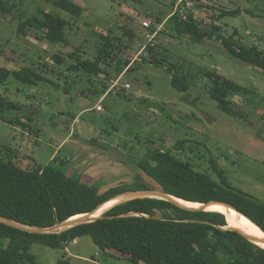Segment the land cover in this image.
Wrapping results in <instances>:
<instances>
[{
  "label": "rangeland",
  "instance_id": "rangeland-1",
  "mask_svg": "<svg viewBox=\"0 0 264 264\" xmlns=\"http://www.w3.org/2000/svg\"><path fill=\"white\" fill-rule=\"evenodd\" d=\"M74 1L84 7L80 17L55 9L43 0L8 1L15 5V14L0 18V66L16 70L32 65L58 85L45 81L29 84L14 76L0 84L1 95L24 106L23 112L8 111L6 115L24 117L23 120L27 115L33 117L32 129L0 119V155L32 168L53 162L58 154L68 174H80L83 181L98 185L100 192L139 182L162 190L138 162L154 150L172 148L197 169L217 177L211 163V158L215 159L236 188L264 202V73L230 56L216 37L193 42L188 35H170V27L164 25L154 39V53L149 54V49H144L148 44L146 36L140 33L136 39H129L122 35L121 27L128 17L135 21L132 26L165 17L175 0ZM189 1L188 9L204 26L214 21L224 36L237 30L236 39L264 49V0ZM38 9L52 10L69 21L67 43L49 44L37 39L34 30H27L26 35L18 33L20 10L25 17ZM234 9L241 12L218 19L223 10ZM109 33L122 37L129 46L120 56L130 60L129 66L137 70L125 73L123 82H129L131 87L122 95L105 97L104 110L96 111V91L104 74L92 76L91 81L86 72L69 71L67 66L76 62L70 54L77 47H81L82 56L92 58L97 38ZM136 55L147 60L132 64ZM152 57L163 59L165 65L177 63L189 68L197 74V81L188 91L177 90L171 85V74L151 63ZM62 58L63 62H57ZM208 72H217L243 87L232 99L250 111L251 122L218 107L208 90ZM179 141L183 148L176 149ZM1 242L5 247L9 243ZM29 252L39 264H56L65 252L78 264H134L117 252L101 255L88 235L77 238L66 249L33 242Z\"/></svg>",
  "mask_w": 264,
  "mask_h": 264
},
{
  "label": "trees",
  "instance_id": "trees-1",
  "mask_svg": "<svg viewBox=\"0 0 264 264\" xmlns=\"http://www.w3.org/2000/svg\"><path fill=\"white\" fill-rule=\"evenodd\" d=\"M8 1L0 0V18L15 14V5H10ZM43 1L73 17H80L84 12V7L74 0ZM176 3L177 0L172 5V11L165 17H156L150 26H132L135 21L128 17L121 27L122 35L129 39H136L140 33L146 36L148 44L145 46L149 54H153L154 39L160 31L158 25L164 23L170 27V35H188L193 42L201 43L216 37L230 56L264 73V49L246 45L236 39L237 30L229 37L224 36L214 21L204 26L203 21L196 18L190 9L186 8L187 17H183L175 10ZM240 12V9L223 10L218 19ZM18 17L20 22L17 31L20 35H26L27 30H34L37 39L49 44L68 42L66 29L69 21L61 14L38 9V12L24 17L20 10ZM128 47L122 37L111 33L100 36L95 43V55L92 58L84 57L80 54L83 52L81 47H77L70 54L76 62L69 64L67 69L84 71L91 81L94 80L92 76L104 74L105 79L100 80V88L96 91L98 101L110 94L122 95L125 89L119 86L110 89V83L112 77L117 78L130 64V60L120 56ZM63 59L57 62H63ZM143 59L144 62L147 60L146 57ZM149 61L163 66L171 74V85L179 91H188L197 81V74L183 65H165L164 60L157 57ZM134 70L137 67L129 66L126 72ZM12 76L29 84L45 81L58 85L32 65L16 70L0 66V84L7 83ZM207 76L210 79L208 90L218 107L236 118L251 122L250 111L232 99L235 94L241 93L243 87L217 72H208ZM64 90L68 93L69 87L64 86ZM8 111L21 113L24 106L0 94V119L24 129H32L30 122L33 117L27 115V120H23L24 117L10 118L6 115ZM180 148H183L181 141L176 144V149ZM58 159L56 154L53 162L45 166L24 168L13 159L0 155V214L31 226L49 227L75 215L94 211L101 203L125 190L151 189L147 184L139 182L134 186H115L100 192L98 185L83 181L80 174H68L63 165L65 161ZM211 163L217 177L209 171L197 169L191 161L182 159L170 148L152 151L138 165L161 185L163 191L189 201L229 202L264 229V202L236 188L218 161L211 158ZM129 212H141L151 217L123 215ZM104 215L93 222L78 224L59 233H30L0 222V264H39L36 256L29 252L31 243L66 249L71 242L85 235L92 238L101 255L117 252L134 264H264L263 247L237 231L222 228L233 225L223 212L187 211L167 200L147 197L114 205ZM155 216L165 219H157ZM2 240L9 241L6 247L2 245ZM56 264L78 263L65 252Z\"/></svg>",
  "mask_w": 264,
  "mask_h": 264
},
{
  "label": "water",
  "instance_id": "water-1",
  "mask_svg": "<svg viewBox=\"0 0 264 264\" xmlns=\"http://www.w3.org/2000/svg\"><path fill=\"white\" fill-rule=\"evenodd\" d=\"M147 197H151V198H159V199H164L167 200L169 202H171L172 204L176 205L177 207L183 209V210H187V211H203L206 210V207L208 205H210L211 203H219L222 204L223 206L229 208V209H233L235 210L238 214L240 215H244L246 216L249 220H251L257 228H259V230L261 232L264 233V229L254 220H252L249 216H247L246 214H244L243 212H241L236 206H234L233 204L226 202V201H221V200H209L207 202H195V201H190V202H195V203H199L200 206L199 207H186V206H182L178 203H176L173 200V197H176L174 195H171L163 190H156V189H129V190H125L123 192L117 193L116 195H114L113 197H111L109 200L101 203L94 211L88 212V213H84L81 215H84L82 217L76 218L74 220H65L63 222L60 223H56L52 226L49 227H38V226H31L28 224H24L18 221H15L13 219H10L8 217H5L3 215L0 214V222L5 223L9 226L18 228L20 230L23 231H27L30 233H59L61 231L67 230L73 226H76L78 224H82V223H89V222H93L101 217H104V213L110 209L111 207H113L114 205L132 200V199H137V198H147ZM111 200H115V203L110 206L108 209H106L101 215L99 216H92V214L97 211L98 209H100L106 202H109ZM186 200V199H185ZM189 201V200H187ZM123 215H142V216H146V217H151L150 215L141 213V212H129V213H124ZM154 218L157 219H165L164 217L161 216H155ZM224 229H231L234 231L239 232L241 235H243L244 237H246L248 240H250L251 242L257 244L256 242H254L250 237H248L246 234H244L242 231L235 229V228H226V227H222ZM258 245V244H257ZM260 246V245H258ZM262 247V246H260Z\"/></svg>",
  "mask_w": 264,
  "mask_h": 264
},
{
  "label": "bare ground",
  "instance_id": "bare-ground-1",
  "mask_svg": "<svg viewBox=\"0 0 264 264\" xmlns=\"http://www.w3.org/2000/svg\"><path fill=\"white\" fill-rule=\"evenodd\" d=\"M173 200L176 203L182 206H186V207H199L200 206L199 203L190 202V201L181 199L179 197H173ZM114 203H115V200L106 202L100 209L95 211L92 214V216H99L102 212L105 211L106 208L112 206ZM206 210L225 213L230 218V220L233 221L234 223V226L233 225L229 226L230 228H235V229L242 231L244 234L250 237L254 242H256L258 245L264 248V233L261 232L259 228H257L256 225L251 220H249L246 216L240 215L235 210L229 209L219 203H211L210 205L206 207ZM82 216L84 215L79 214V215H75L71 217L70 219L74 220Z\"/></svg>",
  "mask_w": 264,
  "mask_h": 264
},
{
  "label": "built area",
  "instance_id": "built-area-1",
  "mask_svg": "<svg viewBox=\"0 0 264 264\" xmlns=\"http://www.w3.org/2000/svg\"><path fill=\"white\" fill-rule=\"evenodd\" d=\"M190 5H191V1H189V0H177L176 6H175V10L179 11L180 15H182L183 17H185V16L187 17L186 13H184V12H185L186 8L188 9L190 7ZM183 13L185 15H183ZM152 23H153V20H151V19H146V20L142 21V24L145 25V26H150ZM162 26H164V23L159 24L157 29L158 30L162 29L163 28ZM151 37H154V35L151 36ZM144 49H146V46H144ZM141 60L142 59L139 58V56L136 55L132 59V62L141 61ZM129 65H131V62H130ZM129 65L127 66V68H129ZM127 68L117 78H111V87H110V89H114L115 87L119 86L120 88L128 90L131 87L130 83L123 82L124 75H125V72L127 71ZM104 98H105V96L100 98V100L95 104V109L97 111L104 110V106L102 104Z\"/></svg>",
  "mask_w": 264,
  "mask_h": 264
}]
</instances>
